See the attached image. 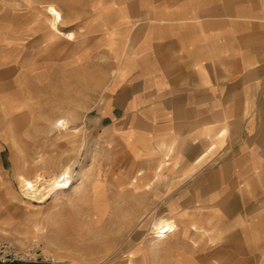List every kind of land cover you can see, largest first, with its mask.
<instances>
[{
	"label": "crops",
	"instance_id": "obj_1",
	"mask_svg": "<svg viewBox=\"0 0 264 264\" xmlns=\"http://www.w3.org/2000/svg\"><path fill=\"white\" fill-rule=\"evenodd\" d=\"M20 1L23 11L0 0V154L16 103L4 88L34 69L21 60L36 55L43 24L45 57L66 39L76 73L105 59L112 76L92 121L138 164L127 189L155 186L158 211L176 223L168 264H264V0H43L39 14Z\"/></svg>",
	"mask_w": 264,
	"mask_h": 264
},
{
	"label": "rangeland",
	"instance_id": "obj_2",
	"mask_svg": "<svg viewBox=\"0 0 264 264\" xmlns=\"http://www.w3.org/2000/svg\"><path fill=\"white\" fill-rule=\"evenodd\" d=\"M3 1L26 9L19 0ZM42 7L43 0H35L37 14ZM51 8L58 13L52 14V29L59 34L61 13ZM44 27H36V55L21 60L34 69L21 70L20 87L4 88L6 94L14 93L16 103L3 123L13 140L0 154V241L39 246L51 260L45 264H129L130 254L137 264L140 258L145 264H168L167 243L178 235L176 231L158 241L163 236L155 227L172 219L158 211L155 186L127 189L140 170L138 164L125 161L127 156L92 121L106 100L112 76L102 71L105 59L99 58V72H92L89 59L84 71L76 73L71 56L75 42L66 39L61 42L67 48L60 52L57 41L48 51L51 56L45 57ZM50 59L47 81L44 71ZM66 64L69 71H61ZM20 174L42 184L41 200L22 194ZM61 180L68 186L58 190Z\"/></svg>",
	"mask_w": 264,
	"mask_h": 264
},
{
	"label": "built area",
	"instance_id": "obj_3",
	"mask_svg": "<svg viewBox=\"0 0 264 264\" xmlns=\"http://www.w3.org/2000/svg\"><path fill=\"white\" fill-rule=\"evenodd\" d=\"M58 190L64 189L60 181ZM51 263L50 259L43 256V252L37 245H17L12 241H0V264H45Z\"/></svg>",
	"mask_w": 264,
	"mask_h": 264
},
{
	"label": "bare ground",
	"instance_id": "obj_4",
	"mask_svg": "<svg viewBox=\"0 0 264 264\" xmlns=\"http://www.w3.org/2000/svg\"><path fill=\"white\" fill-rule=\"evenodd\" d=\"M50 13L53 15H57L58 13L50 8ZM53 180L50 181L49 186L52 185ZM19 185L23 195L30 200H41L44 196V193H41L42 184L39 182L32 181V179L28 178L26 175L19 176ZM156 232L161 234L162 236H168L173 233L176 229V223L172 220H166L165 222L158 224L156 227Z\"/></svg>",
	"mask_w": 264,
	"mask_h": 264
}]
</instances>
